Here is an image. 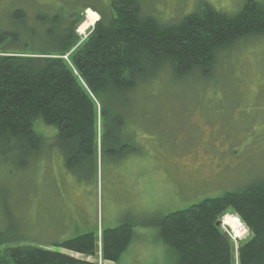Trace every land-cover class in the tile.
I'll return each instance as SVG.
<instances>
[{
	"label": "rangeland",
	"instance_id": "rangeland-1",
	"mask_svg": "<svg viewBox=\"0 0 264 264\" xmlns=\"http://www.w3.org/2000/svg\"><path fill=\"white\" fill-rule=\"evenodd\" d=\"M112 1L0 0V32H19L27 49L43 50L47 31L54 30L50 24L84 7L105 12ZM136 1L143 14L173 24L205 3L234 15L246 0ZM16 10L25 13L24 21L14 18ZM81 17L75 28L78 45L91 31L77 35L86 20L85 14ZM5 50L0 45V52ZM128 97L131 105L120 132L122 144L130 148L118 154L103 147L70 168L56 139L58 130L41 122L34 131L43 143L23 161L0 150L4 246L19 243L62 253L53 244L88 233H97L99 243L101 230L128 224L133 238L118 264H173L175 252L158 237L159 215L264 177V35L220 51L209 77L196 72L176 79L163 66ZM87 260L110 264L99 255Z\"/></svg>",
	"mask_w": 264,
	"mask_h": 264
},
{
	"label": "trees",
	"instance_id": "trees-1",
	"mask_svg": "<svg viewBox=\"0 0 264 264\" xmlns=\"http://www.w3.org/2000/svg\"><path fill=\"white\" fill-rule=\"evenodd\" d=\"M91 8L100 20L79 45L75 28L83 18L74 13L50 24L54 30L47 31L43 50L27 49L19 32H0V45L8 49L0 52L2 155L23 161L36 152L43 143L34 131L37 122L58 130L56 139L70 168L103 147L118 154L130 148L122 144L120 132L130 92L155 78L163 66L176 79L196 72L209 77L220 51L264 35V3L255 0H246L234 15L205 3L173 24L143 14L136 0H113L105 12L84 7ZM14 16L25 19L23 11ZM227 212L249 231L236 252L218 225ZM156 226L159 239L176 254L173 264H264V177L159 215ZM132 238V228L125 224L101 230L100 247L97 233L53 244L62 253L0 241V264H97L87 259L98 255L102 262L118 264Z\"/></svg>",
	"mask_w": 264,
	"mask_h": 264
},
{
	"label": "bare ground",
	"instance_id": "bare-ground-1",
	"mask_svg": "<svg viewBox=\"0 0 264 264\" xmlns=\"http://www.w3.org/2000/svg\"><path fill=\"white\" fill-rule=\"evenodd\" d=\"M96 22H97L96 15L94 13H92V11H87L86 20L84 21V24L80 28L81 31H79V33L82 34L88 28L93 27ZM224 223H225L226 226H228V228L230 227V228H232L235 231L239 230V225H238V222H237L236 218L226 217L224 219Z\"/></svg>",
	"mask_w": 264,
	"mask_h": 264
},
{
	"label": "flooded vegetation",
	"instance_id": "flooded-vegetation-1",
	"mask_svg": "<svg viewBox=\"0 0 264 264\" xmlns=\"http://www.w3.org/2000/svg\"><path fill=\"white\" fill-rule=\"evenodd\" d=\"M84 11L85 9L84 8H81L79 10H77L76 12H74V14L78 17V16H82L84 15Z\"/></svg>",
	"mask_w": 264,
	"mask_h": 264
},
{
	"label": "built area",
	"instance_id": "built-area-1",
	"mask_svg": "<svg viewBox=\"0 0 264 264\" xmlns=\"http://www.w3.org/2000/svg\"><path fill=\"white\" fill-rule=\"evenodd\" d=\"M245 233H246V231L245 230H242V233L241 234H245ZM237 237H238V234H234L232 236V239L235 240Z\"/></svg>",
	"mask_w": 264,
	"mask_h": 264
},
{
	"label": "water",
	"instance_id": "water-1",
	"mask_svg": "<svg viewBox=\"0 0 264 264\" xmlns=\"http://www.w3.org/2000/svg\"><path fill=\"white\" fill-rule=\"evenodd\" d=\"M219 225V224H218Z\"/></svg>",
	"mask_w": 264,
	"mask_h": 264
}]
</instances>
